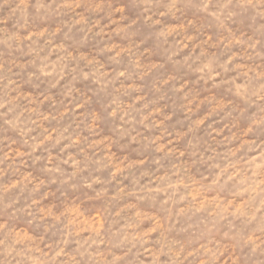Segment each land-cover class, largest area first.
Segmentation results:
<instances>
[{"label": "rangeland", "instance_id": "1", "mask_svg": "<svg viewBox=\"0 0 264 264\" xmlns=\"http://www.w3.org/2000/svg\"><path fill=\"white\" fill-rule=\"evenodd\" d=\"M0 264H264V0H0Z\"/></svg>", "mask_w": 264, "mask_h": 264}]
</instances>
